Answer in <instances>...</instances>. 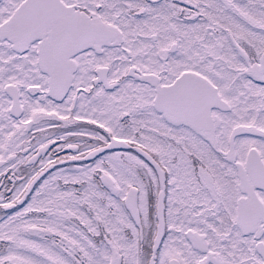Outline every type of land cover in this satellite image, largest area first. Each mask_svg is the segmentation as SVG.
I'll return each instance as SVG.
<instances>
[{
  "label": "snow or ice",
  "instance_id": "snow-or-ice-1",
  "mask_svg": "<svg viewBox=\"0 0 264 264\" xmlns=\"http://www.w3.org/2000/svg\"><path fill=\"white\" fill-rule=\"evenodd\" d=\"M0 264H264V0H0Z\"/></svg>",
  "mask_w": 264,
  "mask_h": 264
},
{
  "label": "flooded vegetation",
  "instance_id": "flooded-vegetation-1",
  "mask_svg": "<svg viewBox=\"0 0 264 264\" xmlns=\"http://www.w3.org/2000/svg\"><path fill=\"white\" fill-rule=\"evenodd\" d=\"M3 189L2 188H0V191H2Z\"/></svg>",
  "mask_w": 264,
  "mask_h": 264
}]
</instances>
